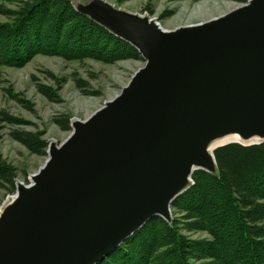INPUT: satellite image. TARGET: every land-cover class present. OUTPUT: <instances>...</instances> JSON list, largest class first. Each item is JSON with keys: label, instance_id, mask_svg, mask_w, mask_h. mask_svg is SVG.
Segmentation results:
<instances>
[{"label": "water", "instance_id": "water-1", "mask_svg": "<svg viewBox=\"0 0 264 264\" xmlns=\"http://www.w3.org/2000/svg\"><path fill=\"white\" fill-rule=\"evenodd\" d=\"M69 1L145 65L87 120L73 119L62 144L50 141L46 168L16 180L20 199L0 207V264H97L151 218L171 223L194 172L218 174V147L264 143V0L165 32L105 0ZM257 127L259 141L205 152L224 133Z\"/></svg>", "mask_w": 264, "mask_h": 264}, {"label": "trees", "instance_id": "trees-1", "mask_svg": "<svg viewBox=\"0 0 264 264\" xmlns=\"http://www.w3.org/2000/svg\"><path fill=\"white\" fill-rule=\"evenodd\" d=\"M0 15L8 18L0 23V66H22L39 54L108 64L143 60L69 0H0ZM78 83L84 89L85 82ZM41 91L55 97L45 86ZM3 116L12 125L23 123ZM54 121L71 130L69 116ZM9 135L32 154L47 155L43 131L13 129ZM214 153L218 174L194 172L192 186L172 203L171 223L151 218L97 264H264V143H230ZM17 176L0 152V188L14 193ZM199 232L206 236L191 235Z\"/></svg>", "mask_w": 264, "mask_h": 264}, {"label": "rangeland", "instance_id": "rangeland-1", "mask_svg": "<svg viewBox=\"0 0 264 264\" xmlns=\"http://www.w3.org/2000/svg\"><path fill=\"white\" fill-rule=\"evenodd\" d=\"M88 7L90 0H71ZM123 13L156 18L167 30L196 25L227 14L249 0H105ZM97 7V6H96ZM214 17V18H213ZM8 21L0 15V23ZM144 60H123L108 64L96 60H67L61 56L39 54L22 66H0V152L18 169L16 180L29 183L32 174L45 164L48 155L32 154L9 134L13 129L43 131L44 139L62 144L71 134L55 123L56 117L67 115L87 120L109 100L119 95ZM83 83L84 89L79 86ZM45 86L55 97L41 91ZM87 92V93H86ZM95 92V95L89 94ZM22 120L12 125L3 114ZM71 126V125H70ZM15 194L0 188V207ZM173 214V209H172ZM204 237L205 233H192Z\"/></svg>", "mask_w": 264, "mask_h": 264}, {"label": "bare ground", "instance_id": "bare-ground-1", "mask_svg": "<svg viewBox=\"0 0 264 264\" xmlns=\"http://www.w3.org/2000/svg\"><path fill=\"white\" fill-rule=\"evenodd\" d=\"M214 18V17H213ZM141 20V19H140ZM144 21V20H142ZM147 23V22H146ZM149 24V23H148ZM197 24V23H196ZM151 25V24H150ZM162 26V25H161ZM162 31H169V30H166L163 26L160 28ZM241 131V128H235L227 133H224L222 135H220L218 138H216L214 140V142L212 143V145H209L208 147L205 148V152L207 153V155L209 156L210 154L212 155V149L216 146V145H219V144H222V143H225L227 141H230V140H241V141H244V142H254V141H259L261 140V133H263V130H261L259 127H257L256 129H253L252 131ZM243 135L245 137H243ZM248 139V140H247ZM48 159V158H47ZM50 160V159H49ZM48 162L51 164L52 161H49ZM45 168L48 166V165H43ZM34 174H38V172L34 173ZM37 176L35 175V177L33 176V179L34 182L32 184V188H35L36 187V184H37ZM18 199H20L19 195L15 194L13 195L12 197V200H11V206L16 204L18 202ZM3 213L0 211V218L2 217ZM12 218V217H11ZM9 224V223H8Z\"/></svg>", "mask_w": 264, "mask_h": 264}]
</instances>
